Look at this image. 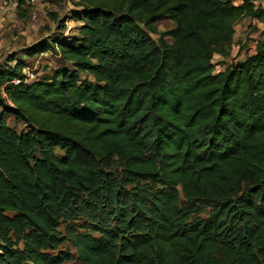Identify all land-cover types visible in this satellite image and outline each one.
Wrapping results in <instances>:
<instances>
[{"label":"trees","instance_id":"16d2710c","mask_svg":"<svg viewBox=\"0 0 264 264\" xmlns=\"http://www.w3.org/2000/svg\"><path fill=\"white\" fill-rule=\"evenodd\" d=\"M73 1L76 34L0 66V264H264V29L224 60L264 6Z\"/></svg>","mask_w":264,"mask_h":264},{"label":"rangeland","instance_id":"374dc122","mask_svg":"<svg viewBox=\"0 0 264 264\" xmlns=\"http://www.w3.org/2000/svg\"><path fill=\"white\" fill-rule=\"evenodd\" d=\"M258 3L257 0H255ZM80 10L73 0H37L33 4L21 3L20 0H12L8 5L0 4V66L6 65L8 57L14 53L23 57V50L34 45L40 40L51 38L57 34L63 37L71 36L77 33L81 20L74 19V14ZM58 15V18L54 17ZM65 21V28L59 31V20ZM174 27V22L165 17L157 23V29L160 32ZM264 29V22L245 18L236 25L235 45L232 48L230 58L224 59L225 62L234 59H243L247 55L255 52L257 41ZM63 32V33H61ZM158 38L159 34H153ZM168 41L172 38L167 36ZM215 62H220L221 58L216 56ZM63 60L56 53L46 52L31 60L30 66L32 72L42 78L49 75L53 69L63 66ZM217 70L223 69L222 64L216 66ZM11 126L19 131L25 128L23 122H17L13 116L8 117ZM210 207L204 208L202 215L208 217ZM85 219H80L83 223ZM69 223L70 220H67ZM61 233L65 234L64 225L60 228ZM21 246V241H17ZM63 250L75 252L74 247L68 241L61 246ZM72 264V263H66Z\"/></svg>","mask_w":264,"mask_h":264},{"label":"built area","instance_id":"2783aa9c","mask_svg":"<svg viewBox=\"0 0 264 264\" xmlns=\"http://www.w3.org/2000/svg\"><path fill=\"white\" fill-rule=\"evenodd\" d=\"M12 0H0V4H4V5H8L9 3H11ZM23 2L25 3H28V4H33L35 3L37 0H22ZM0 15H1V11H0ZM24 72L27 74V77H28V81L29 80H34L36 78H38V75L35 74V72L33 73L32 70H31V66L30 65H27L25 68H24ZM1 79V78H0ZM15 83H19L20 80L19 79H15L13 80ZM3 96L4 97H7L6 96V93L3 91ZM9 101V100H8ZM10 102V101H9Z\"/></svg>","mask_w":264,"mask_h":264},{"label":"crops","instance_id":"0c3cea01","mask_svg":"<svg viewBox=\"0 0 264 264\" xmlns=\"http://www.w3.org/2000/svg\"><path fill=\"white\" fill-rule=\"evenodd\" d=\"M257 1H258V3H257L258 5L262 4L264 6V0H257Z\"/></svg>","mask_w":264,"mask_h":264}]
</instances>
